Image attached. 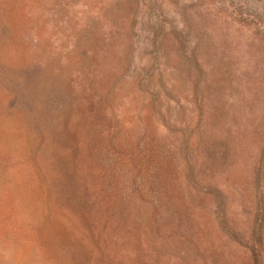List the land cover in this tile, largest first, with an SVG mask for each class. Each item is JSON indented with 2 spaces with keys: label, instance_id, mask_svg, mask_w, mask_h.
<instances>
[{
  "label": "rangeland",
  "instance_id": "1",
  "mask_svg": "<svg viewBox=\"0 0 264 264\" xmlns=\"http://www.w3.org/2000/svg\"><path fill=\"white\" fill-rule=\"evenodd\" d=\"M262 187L264 0H0V264H264Z\"/></svg>",
  "mask_w": 264,
  "mask_h": 264
},
{
  "label": "trees",
  "instance_id": "2",
  "mask_svg": "<svg viewBox=\"0 0 264 264\" xmlns=\"http://www.w3.org/2000/svg\"><path fill=\"white\" fill-rule=\"evenodd\" d=\"M262 188H264V187H262ZM219 204H221V203H219V201H217V206H218L217 208H221ZM260 223H261V221L259 222V226H260Z\"/></svg>",
  "mask_w": 264,
  "mask_h": 264
}]
</instances>
